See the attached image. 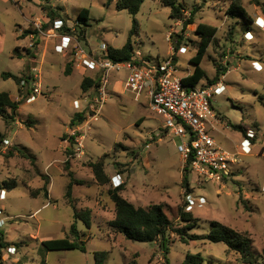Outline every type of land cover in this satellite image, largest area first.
I'll use <instances>...</instances> for the list:
<instances>
[{"label":"rangeland","instance_id":"obj_1","mask_svg":"<svg viewBox=\"0 0 264 264\" xmlns=\"http://www.w3.org/2000/svg\"><path fill=\"white\" fill-rule=\"evenodd\" d=\"M178 1L186 6L187 19L193 8L199 7L195 24L185 32L183 21L172 19L170 8L162 0H146L136 16L140 27L133 33V16L119 10L117 0L110 6L106 5L107 0H0V92H8L22 103L15 122L7 124L0 117V132L9 141L6 144L4 140L0 153V221L4 222L0 227V264H95V253L100 251L109 252L106 264H165L166 254L160 241L134 242L109 226L115 217V204L109 196V190L116 188L112 183L115 174L122 176L121 195L135 206L163 204L176 227L184 226L179 218L180 209L190 212L200 221L192 233L200 235L209 233V224L218 221L248 233L254 240V251L258 254L264 251V103L260 101L264 93V31L255 28V39L245 40L244 20L227 14L232 0ZM240 1L250 18L255 16L257 6L264 11V0ZM83 9L90 14L85 41L76 27ZM52 10L57 13L56 18L75 30L72 36L88 52H101L102 45L120 49L131 38L137 55L151 64L163 63L174 55L180 77L196 68L192 60L200 43L197 26L218 28L201 63L207 77L199 83L207 84L208 78L214 79L220 68V78L222 74L226 76L224 93L213 99L220 123L215 125L212 135L218 145L235 152L247 140L248 130L255 133V138L250 139L251 152L240 155L224 185L212 182L200 185L195 175L190 174L189 189L186 187L183 183L186 163L177 150L180 139L171 135L164 118L150 109L146 93L137 101L126 91L127 71L110 73L108 98L98 116L91 119L96 115L91 107L98 111L101 93L98 88L84 92L82 83L88 77L100 82L99 73L84 71L78 65L74 47L58 53V37L37 31L42 24L43 31H47L45 25L51 22ZM178 40L181 47L175 51ZM27 50L37 54V59L27 55ZM66 60L73 67H80L85 76L78 68L74 74L65 75ZM224 61L227 63L223 64ZM34 66L41 70L43 94L26 103L21 99L20 85L2 74L29 76ZM89 73H94L93 77ZM116 81L124 84V90L114 91ZM77 101L79 108L75 107ZM82 112L89 122L84 127L85 153L69 158L76 163L73 171L71 163L70 169H66L69 148L73 146L69 133L64 131L67 125L69 130L72 128V119ZM68 139L69 143L60 145ZM117 144L121 146L115 148ZM11 150L14 155L7 157ZM61 158L65 162L54 161ZM102 158L111 178L106 185L96 181L90 166ZM70 184L71 198H68ZM188 194L197 200L203 197L207 203L191 207ZM87 210L91 211V229L75 218L76 213ZM75 222L81 234H87L81 236L86 242V252L43 249V241L67 237ZM168 248L169 264H183L189 254H200L204 258L202 264H243L223 243L207 240L183 243L177 234L171 233Z\"/></svg>","mask_w":264,"mask_h":264},{"label":"trees","instance_id":"obj_2","mask_svg":"<svg viewBox=\"0 0 264 264\" xmlns=\"http://www.w3.org/2000/svg\"><path fill=\"white\" fill-rule=\"evenodd\" d=\"M32 1V0H27ZM115 0H107L106 5L110 6ZM146 0H117L118 9L126 10L130 15L133 16V33H137L140 27V23L137 19V15L140 12L142 5ZM258 2L257 0H255ZM162 4L169 7L171 10L170 17L175 20L183 21V29L185 32L188 26L195 24V15L198 12L199 7H194L189 18L184 17V13L187 11L186 6L180 3L178 0H162ZM227 13L231 17H239L244 20V29L248 30L250 28L249 23L251 18L248 15L246 9L242 6L240 0H232ZM57 13L52 10L49 14L51 22L45 25V29L49 30L53 27L56 20L63 22V32L66 35H75V30L70 29L66 22L61 18H56ZM59 17V15H58ZM77 29L82 36L81 40L86 39L85 34L87 32V27H90V14L87 9H83L77 18ZM218 32L217 27H213L207 24H199L196 29V34L200 38V43L198 44L197 55L193 58L192 64L196 66L193 74L185 78L184 83L187 85H197L204 78L207 77L206 72L201 67V63L207 54L210 45L213 43L216 34ZM181 47V41L178 40L175 44V51H178ZM19 48L15 49V54L18 53ZM28 54L32 55V58L37 59V54H32L30 50H27ZM109 57L115 62H129L136 59V52L132 44L131 38L128 42L120 49L109 47ZM176 61V58L174 56ZM221 68L218 71L214 79L208 78V83L213 84L219 80L221 75ZM73 72V64L69 62L66 64L65 75L70 76ZM2 77L5 79L13 78L17 84L20 85L22 80L29 79L28 74L25 76H16L11 73H3ZM100 82L98 79H92L90 77L84 78L82 83V88L84 92H87L93 88H98ZM27 94L22 95L21 99L27 100ZM260 101L264 103V93L260 96ZM22 103L12 98L11 94L8 92H0V117L7 124L15 122L18 116V111ZM86 120L85 113H77L72 119L70 126L76 127L77 125L83 123ZM230 126L232 124H229ZM234 129H241L240 126L232 125ZM5 136L0 132V153L2 150V145L4 144ZM75 140L72 138L71 146H74ZM121 144H117L115 148H118ZM27 150V148H25ZM19 152L23 154V151L18 149ZM72 152L69 149V154ZM14 155V150L9 152L7 157ZM191 163L189 160L184 167L183 183L189 189L190 186V174H191ZM94 177L100 185H106L111 181L110 176L105 171V159L102 158L95 163L90 164ZM66 169H69L68 161L66 162ZM71 175V174H70ZM9 187V186H8ZM13 189V188H12ZM72 184L68 186V191L66 196L71 198ZM124 190V186H119L114 189L109 190V196L113 203L115 204V217L109 222V226L115 231L123 234L126 239L140 242V243H154L160 241V247L166 254L165 264H169L167 254L169 253L168 239L171 233L177 234L183 243H188L190 241H201L207 240L212 243H223L228 248V251L235 253L241 263L243 264H264V251L262 253H256L254 251V240L252 237L245 232H239L232 229L218 221H213L209 224V233L205 235H200L197 233H192L193 230L200 226V221L193 217L190 212H185L180 209L179 218L180 222L184 226H175L168 215L165 213L163 204H154L148 208L137 207L132 202L127 200L121 195V191ZM35 197V196H34ZM76 220H82L87 229L92 227L91 211L87 210L81 214H75ZM86 236L87 234H81L77 227V223H73L70 229V234L61 239L45 240L42 242V247L46 251H66V250H79L86 252V242L81 239V236ZM109 252L100 251L95 253V264H106L108 260ZM204 258L200 255L189 254L183 264H202Z\"/></svg>","mask_w":264,"mask_h":264},{"label":"built area","instance_id":"obj_3","mask_svg":"<svg viewBox=\"0 0 264 264\" xmlns=\"http://www.w3.org/2000/svg\"><path fill=\"white\" fill-rule=\"evenodd\" d=\"M177 22L179 23V21ZM63 27V22L56 20L53 27L46 31L47 33L43 31V24L42 28L37 31L44 36L58 37L60 41L56 45L58 53H65L74 47L76 49L74 58L78 65L84 71L99 73L98 91L101 93V105L98 111L91 107L93 112L96 111V115L94 113L91 119L98 116L108 98L107 86L110 73L127 71L129 75L125 83L126 91L131 92L137 101L144 93L147 94L150 109L163 117L165 128L170 131L171 135L180 139L177 150L184 163L187 164L189 160H192L191 174L195 175L198 184L204 185L212 182L224 185V182L231 177L233 167L238 165L240 155L251 152L250 139L255 138L254 132H248L247 140L241 149L235 152L218 145L212 135V130H215V125L219 122L213 99L216 94H223L225 76L222 75L221 79L213 84L187 85L184 80L191 74L181 77L177 75L174 55L158 64H151L146 58H140L137 53L136 59L133 61L115 62L110 59L109 48L105 45H102L101 52H88L80 45L77 38L62 32ZM245 39L252 40L253 36L247 33ZM256 67H259L257 63ZM20 93L27 94L26 103L34 102L38 96L43 94L41 70L38 67H32L29 79L21 81ZM75 107L79 108L78 101L75 102ZM88 123L85 120L69 130L70 139L74 138L75 140L74 146L69 148L72 150L69 158L84 155V143L87 138L84 127H87ZM70 139L67 140L68 143L71 141ZM5 143L9 144V141L5 140ZM119 178V175H115L112 179L116 187L122 183ZM5 195L2 198L5 199ZM187 200L191 207L203 206L207 203L205 198L200 197L197 200L192 194H188ZM3 226L4 222L0 221V227Z\"/></svg>","mask_w":264,"mask_h":264},{"label":"crops","instance_id":"obj_4","mask_svg":"<svg viewBox=\"0 0 264 264\" xmlns=\"http://www.w3.org/2000/svg\"><path fill=\"white\" fill-rule=\"evenodd\" d=\"M245 8V7H244ZM258 8H260V7H258L257 6V8H256V13H255V16H251L252 18H251V22L249 23V25H250V27H248V28H250V29H246L245 30V32H244V39H245V34H247V33H250L252 36H253V39H255V35H254V29L256 28V29H258V30H260V31H264V11L263 10H259ZM228 14V13H227ZM248 15H250V14H248ZM257 21H258V23H257ZM68 23L71 25V24H73L72 22H69L68 21ZM178 23V22H177ZM178 25H179V23H178ZM261 25V26H260ZM252 39V40H253ZM246 40V39H245ZM247 41H251V40H247ZM60 43V41L58 42V44ZM227 58H229L228 56H227ZM258 62V61H257ZM225 63H227V62H223V64H225ZM229 63V62H228ZM66 64H67V60H66ZM230 64V63H229ZM258 66L260 67V65L258 64ZM66 68V67H65ZM79 69L80 71H81V73H82V75L83 76H85L84 75V73H83V70H81V68L80 67H78V66H74L73 67V72H72V74H74L75 73V71H76V69ZM64 71H65V69H64ZM89 72H91V71H89ZM93 72H95V71H93ZM227 73H228V71H227ZM71 74V75H72ZM90 74V73H89ZM190 74H193V73H190ZM92 77H93V75H94V73H91L90 74ZM223 76H225L224 74H222ZM222 77V76H221ZM226 77V76H225ZM221 78L219 77V80H220ZM122 85H124L121 81H116V82H114V91L116 92V91H121V90H124V88L122 87ZM225 90V89H224ZM19 93H20V90H19ZM223 93H224V91H223ZM12 96V98L14 99V96L13 95H11ZM16 123H18L19 124V122H16ZM220 123V120H219V122L217 123V124H219ZM69 126L67 125L66 126V129H65V131H64V133H67L68 134V132H69V128H68ZM248 132H254V131H252V130H248L247 131V133H246V138H247V134H248ZM63 133V134H64ZM63 143H68L67 142V140L65 141V142H60V145L61 146H63ZM25 148H27V147H25ZM28 149V148H27ZM71 154V153H70ZM62 158H63V154H62ZM62 158L61 159H56V160H54V161H58V162H65V161H63L62 160ZM73 159V158H72ZM54 161H52V162H54ZM68 161V165H69V169H70V165L72 164L73 165V167H72V170L74 171V169H75V166H76V163H75V161H69V157H67V160H66V162ZM51 162V163H52ZM65 162V163H66ZM50 163V164H51ZM71 163V164H70ZM49 164V165H50ZM48 165V166H49ZM47 166V167H48ZM115 175H119V179H121L122 180V176H121V174H115ZM115 175H113V177L115 176ZM113 183V182H112Z\"/></svg>","mask_w":264,"mask_h":264}]
</instances>
